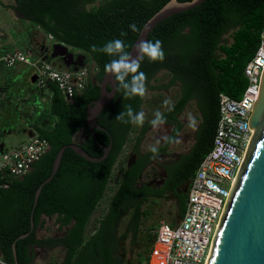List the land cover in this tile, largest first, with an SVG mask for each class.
<instances>
[{
	"label": "trees",
	"instance_id": "16d2710c",
	"mask_svg": "<svg viewBox=\"0 0 264 264\" xmlns=\"http://www.w3.org/2000/svg\"><path fill=\"white\" fill-rule=\"evenodd\" d=\"M6 1L13 2L14 12L22 21L40 30L44 39L50 35L55 42L82 52L85 64H93L94 75L92 81L88 76L84 89L72 95L69 101L53 84H47L44 89L47 114L53 117V122L48 128L37 125L32 128L37 137L48 143L49 149L31 165L30 172L10 180L8 187L0 190V264H32L34 248L49 250L56 247L64 250L62 264H123L117 254V243L126 234L116 236L115 230L126 213H129L127 232L130 242H141L147 262L156 228L140 237V221L146 215L141 207L149 198L160 199L171 193L177 199V215L181 218L187 191L179 195L176 190L182 182L191 179L211 147L218 119V96L222 94L235 100L241 97L246 85L243 68L253 56L264 24V0H204L190 10L162 20L147 35L148 41L158 39L162 42L165 58L162 62H151L147 58L141 62L139 71L146 76V90L151 89L150 82L161 70L167 72L169 79L166 85L155 89L178 86L177 100L160 113L164 122L173 124L174 129L157 147V153L139 150L151 122L143 124L130 138L129 134L134 132L132 124L115 119L129 105L138 113L143 97H125L122 90L116 91L95 118L102 130L86 128L85 109L98 97V83L105 65L113 59L105 53L93 52L91 46L100 48L119 38L124 40L129 51L143 24L169 0ZM132 24L139 31H131L129 26ZM121 32L127 35L121 37ZM228 32L230 43H222V36ZM191 101L199 123L188 153L169 170L161 187L153 189L145 182H139L146 167L175 140L180 130L176 116ZM76 133H81L82 139L77 144L89 157H100L101 148L110 145L107 156L94 163L75 155L66 146L73 143ZM127 142L131 143L129 161L120 167L105 212L94 232L85 240L90 216L99 206L113 166ZM62 147L65 148L58 168L41 187L32 209L34 192L48 178L53 159ZM184 170L187 173L183 175ZM52 216L56 217L60 228L66 227L62 236H37L42 218ZM24 234H27L25 238L16 240Z\"/></svg>",
	"mask_w": 264,
	"mask_h": 264
},
{
	"label": "built area",
	"instance_id": "2783aa9c",
	"mask_svg": "<svg viewBox=\"0 0 264 264\" xmlns=\"http://www.w3.org/2000/svg\"><path fill=\"white\" fill-rule=\"evenodd\" d=\"M45 39L55 43L50 35ZM18 64L31 69L37 88L44 90L47 84H53L66 101L84 89L90 74L88 63L72 72L43 62L39 54L31 51L13 50L0 56V65L5 68ZM263 68L264 24L253 56L243 68L246 85L241 97L235 100L218 96V119L211 147L190 179L184 212L173 225L160 222L146 264L151 260L154 264L205 263L252 135L247 120L258 95ZM48 149V143L35 134L16 148L0 149V190L6 189L10 180L30 172L31 165Z\"/></svg>",
	"mask_w": 264,
	"mask_h": 264
},
{
	"label": "rangeland",
	"instance_id": "374dc122",
	"mask_svg": "<svg viewBox=\"0 0 264 264\" xmlns=\"http://www.w3.org/2000/svg\"><path fill=\"white\" fill-rule=\"evenodd\" d=\"M0 4V31L5 35L8 41H5L7 49H22L21 40L18 37L28 38L36 27L26 21L21 20L20 16L13 10V2L1 0ZM7 8V9H6ZM15 16L13 17L12 14ZM34 35V34H32ZM40 41V39H39ZM230 32L222 36V43H230ZM51 42H47L49 45ZM68 50L75 54L82 52ZM23 51V50H22ZM53 66L57 65L50 62ZM90 78L94 75L93 64L88 62ZM58 68V67H57ZM32 71L27 66L15 65L11 68H5L0 65V149L10 150L16 148L28 141L27 132L34 133L33 126L37 125L48 128L53 122V117L47 114V93L40 90L34 83L30 82ZM169 79L167 72L159 71L150 82L151 89L146 90L142 98L139 112L144 113V123H149L155 118L157 112L162 113L175 103L178 98V86L174 85L162 89H155L158 86L166 85ZM178 120L183 123L176 139L166 151L158 156L144 170L139 182L146 183L153 189L161 187L166 176L162 167L173 164L178 156H184L188 153L194 142L195 129L199 123V116L196 112L194 102H189L178 116ZM49 121V124H48ZM142 124V125H143ZM142 125H133V133L129 134L131 138ZM168 132V127L160 124L153 127L151 124L145 132L139 150L146 152L152 147L159 146ZM82 139L81 133L73 136V142L78 143ZM130 142H127L115 162L112 169V176L108 181L105 193L100 200L99 206L92 212L89 222L86 226L84 239L86 240L95 230L98 220L103 216L105 208L114 189L115 181L118 178L120 167L129 161ZM189 185V183H188ZM186 190L185 186L178 191ZM185 191V192H186ZM141 209L146 211V215L141 218L139 234L140 237L151 233V228H156L160 222L173 225L178 222L177 207L174 195L166 193L160 199H150L142 205ZM44 219V231H40L37 236L58 237L62 236L66 227H59L56 223V217ZM129 213L124 214L117 223L115 234L120 236L126 234V237L117 243V254L122 258L123 264H146V254L143 252L141 242L131 243L129 233L127 232V222ZM34 257L32 264H62L64 250L61 247L45 250L34 248ZM154 264V260L149 264Z\"/></svg>",
	"mask_w": 264,
	"mask_h": 264
},
{
	"label": "water",
	"instance_id": "95a60500",
	"mask_svg": "<svg viewBox=\"0 0 264 264\" xmlns=\"http://www.w3.org/2000/svg\"><path fill=\"white\" fill-rule=\"evenodd\" d=\"M203 1L169 0L143 24L129 49L131 55L134 58L137 56L136 45L141 40H147V35L159 22L174 14L190 10ZM46 44L47 42L44 40L39 49L43 62L58 61L62 69L72 72H76L84 66V55L74 56L62 43ZM30 82H35L34 75H31ZM114 90V78L105 71L98 83V97L86 105L85 122L89 131L102 130L96 124L95 118L113 98ZM247 128L252 130V135L243 162L237 172L223 218L204 264H264V68L259 80L258 95L248 116ZM66 147L78 157L88 162L98 163L107 156L110 145L101 148L102 155L98 158L89 157L77 143L73 142ZM64 148L57 151L48 178L35 190L32 209L41 187L56 172ZM29 226L31 230L33 227L31 217ZM26 236L27 234L20 235L16 240ZM11 252L14 257V244L11 245Z\"/></svg>",
	"mask_w": 264,
	"mask_h": 264
},
{
	"label": "clouds",
	"instance_id": "9594fccd",
	"mask_svg": "<svg viewBox=\"0 0 264 264\" xmlns=\"http://www.w3.org/2000/svg\"><path fill=\"white\" fill-rule=\"evenodd\" d=\"M131 31L137 32L139 29L135 24L129 26ZM121 37L127 35L126 32L120 33ZM137 56L134 58L131 52L126 49L123 39H115L108 41L103 47L97 48L95 45L91 46L93 52H102L110 57L111 61L105 65V71L108 75L112 76L115 81V92L123 91L125 97L141 96L143 97L146 92V76L140 72V64L144 59L151 62L163 61L165 58L162 49V42L156 40L155 42L148 40H141L135 47ZM156 118L151 121L153 127L164 123L161 114L157 112ZM144 113H135L129 105L126 111H122L116 116V120L122 123H131L133 125H142L144 123ZM152 153H157V148H151Z\"/></svg>",
	"mask_w": 264,
	"mask_h": 264
},
{
	"label": "crops",
	"instance_id": "0c3cea01",
	"mask_svg": "<svg viewBox=\"0 0 264 264\" xmlns=\"http://www.w3.org/2000/svg\"><path fill=\"white\" fill-rule=\"evenodd\" d=\"M0 4H2L1 1H0ZM11 14H12V12H11ZM13 14H12V16L15 17ZM16 21L19 22V21H22V20H16ZM32 34H34V35H32ZM43 36H44L43 33L40 30L36 29V30L32 31L31 35L28 38L18 37V39L21 40V45H22L21 48H22V50H25V51L33 50L35 45L39 46L40 41H41V37H43ZM39 39H40V41H39ZM5 41H8V39L0 31V56L3 55L6 52H10V51H13V50H18V49H13V48L12 49H7V47L5 46V43H4ZM57 67L59 68V66H57ZM48 124H49V121H48ZM26 135L28 136V139H29L32 135H34V133L33 132L32 133L27 132ZM178 219H179V217H178ZM44 230H46V229H44V219L42 218V225H41L40 228H37V233L40 232V231H44ZM46 232H47V230H46ZM42 236H39V237H42Z\"/></svg>",
	"mask_w": 264,
	"mask_h": 264
},
{
	"label": "flooded vegetation",
	"instance_id": "af4514ba",
	"mask_svg": "<svg viewBox=\"0 0 264 264\" xmlns=\"http://www.w3.org/2000/svg\"><path fill=\"white\" fill-rule=\"evenodd\" d=\"M44 40H45L44 37H41V41H40L39 46L35 45L34 48H33V50H32L34 53L39 54L41 57H42V54H41V52H40L39 49H40V45L43 43ZM73 54H74V56L77 55V54H75V53H73ZM43 55H45V54L43 53ZM53 63H55L57 66H60L58 61H53ZM85 63H86V62H85V59H84V65H86ZM182 111H183V109H182ZM182 111H181V112H182ZM181 112L176 116V120H177L178 124L180 125V130H181L182 126H183V123H182L181 121L178 120V116L181 114ZM163 125L166 126V127H168V132H167V134L165 135V137H164V139H163V142H162L159 146H161V145L164 143L165 139L171 134L172 130L174 129V125H173V124H168V123L164 122ZM180 130H179V131H180ZM177 135H178V134H177ZM81 137H82V135H81ZM176 137H177V136H176ZM175 139H176V138H175ZM173 142H174V141H173ZM173 142H172V143H173ZM172 143H171V144H172ZM159 146H156V148L159 147ZM168 147H169V146H168ZM162 154H163V153L157 155V156L155 157L154 160H156V158H157L158 156L162 155ZM180 157H182V156H178L177 159L175 160V162H173V164H171L170 166L162 167V168L164 169V174H165V176H166V179H167V177H168L167 174H168L169 170H170V169L174 166V164L180 159ZM154 160H153V161H154ZM153 161H152V162H153ZM152 162H151V163H152ZM185 173H187V170H186V171L184 170V171L182 172L183 175H184ZM189 182H190V180H187V181L182 182L181 185L178 187V189H179V188H183L184 186H185V189H186V188L188 189V186H189L188 183H189ZM178 189L176 190V193H177V194H179V195H184V194H185V191H186V190H181V191L179 192ZM175 201H176V203H177V199H176V197H175Z\"/></svg>",
	"mask_w": 264,
	"mask_h": 264
}]
</instances>
